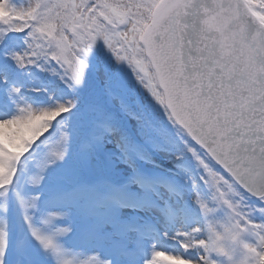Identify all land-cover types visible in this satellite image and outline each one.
<instances>
[{
  "label": "snow or ice",
  "instance_id": "obj_1",
  "mask_svg": "<svg viewBox=\"0 0 264 264\" xmlns=\"http://www.w3.org/2000/svg\"><path fill=\"white\" fill-rule=\"evenodd\" d=\"M6 6L0 264H264V0ZM32 68L59 98L24 96L16 73ZM188 156L190 220L160 204ZM156 213L191 223L163 233L176 248L156 247Z\"/></svg>",
  "mask_w": 264,
  "mask_h": 264
},
{
  "label": "trees",
  "instance_id": "obj_2",
  "mask_svg": "<svg viewBox=\"0 0 264 264\" xmlns=\"http://www.w3.org/2000/svg\"><path fill=\"white\" fill-rule=\"evenodd\" d=\"M6 3V0H2L0 1V3ZM5 5V4H3ZM10 12L9 9H3L2 7H0V19L5 18V17H9L6 16V13ZM31 76L32 77H36L38 80H40V82L44 85V89H46L47 91L45 92L46 94V100L45 103H49V96L55 94L58 98L60 96V90L63 88V85L61 84L59 78L57 75L53 74L50 71H45V70H40V69H36V68H32L31 70ZM29 75V74H28ZM51 118V117H49ZM44 119V117H39L38 120ZM37 122H33V129L36 127ZM33 129L31 130L33 132ZM31 132V133H32ZM23 135H25V133L23 132ZM183 167L181 168V170H178V174H174L173 176L176 177V181H187L190 184L191 187V191L194 192L193 189V184H192V178L196 177L198 178V169H197V165L196 162L190 157H186L183 161H182ZM200 190L202 192H204L205 195H207V190L205 189V187L201 184L200 185ZM194 211L191 212L192 214V218L194 216L199 215V211L196 208V206H193ZM226 243L228 244L229 248H233L235 247L230 241H226ZM222 264H228V261L225 259Z\"/></svg>",
  "mask_w": 264,
  "mask_h": 264
},
{
  "label": "rangeland",
  "instance_id": "obj_3",
  "mask_svg": "<svg viewBox=\"0 0 264 264\" xmlns=\"http://www.w3.org/2000/svg\"><path fill=\"white\" fill-rule=\"evenodd\" d=\"M23 2L28 3L29 0H23ZM5 5H6V3H5ZM2 6H3V4H0V7H2ZM3 9H7V8L4 7ZM26 86L28 89H30V86L28 84ZM29 128L30 129L33 128L32 124L25 126L23 131H29ZM176 185H177L178 191L175 193H169L166 189L162 190L161 195L163 198L160 201L161 206L164 205V203L166 202V199H168L171 203H173L177 206H183V207H184L183 200H188V199L191 200L190 199V196H191L190 192L191 191H190L189 183L188 182L177 183ZM185 208L191 209L192 205L187 203ZM189 213L190 212L188 211L186 215H188ZM155 219L157 221V228L159 229V233H160L159 241L156 244V247H164L166 249H174V248H176V244H175V241L170 239V236L169 237L163 236V233L165 231H167L171 235L175 231H177L181 228L187 229V228L192 226L187 221L186 222L184 221L183 216L177 217L176 220L173 222H169V221L165 220V218L162 214L156 213ZM102 251L104 252V254H107L106 249H104Z\"/></svg>",
  "mask_w": 264,
  "mask_h": 264
}]
</instances>
